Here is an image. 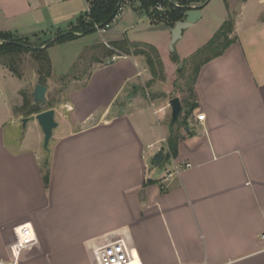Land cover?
Listing matches in <instances>:
<instances>
[{
  "label": "crops",
  "instance_id": "obj_1",
  "mask_svg": "<svg viewBox=\"0 0 264 264\" xmlns=\"http://www.w3.org/2000/svg\"><path fill=\"white\" fill-rule=\"evenodd\" d=\"M133 8L158 25L141 6ZM89 10L87 0H0V33L34 35L38 46L47 40L37 33L52 30L54 41ZM111 28L105 40L77 34L47 49L53 74L45 108L55 110L58 123L48 152L37 121L31 133L30 122L22 126L15 141L11 107L0 110V264H96L99 248L114 237L142 264H264V60H252L237 37L201 68L197 108L176 126L182 138L164 165L191 167L166 179L153 157L161 147L169 153L171 100L148 99L145 84L154 88L158 77L146 57L133 49L121 55L112 45L156 46ZM86 55L88 69L77 73ZM24 224L35 242L14 254L16 229Z\"/></svg>",
  "mask_w": 264,
  "mask_h": 264
},
{
  "label": "rangeland",
  "instance_id": "obj_2",
  "mask_svg": "<svg viewBox=\"0 0 264 264\" xmlns=\"http://www.w3.org/2000/svg\"><path fill=\"white\" fill-rule=\"evenodd\" d=\"M260 2L261 0H248L247 3L244 0H228L229 8H227L224 0H210L203 9L204 16L197 23L193 24L192 27L183 32L182 38L175 44L174 51L171 50L169 41L171 30L168 28L172 27L167 26V28H162L164 26L161 23L163 25L165 23L161 21L158 13L154 12L151 16L148 14L151 18H154L153 20L158 22V25H156L146 16L143 17L141 13L135 11L133 4L137 7L141 6L139 1L134 0L131 3L128 2L131 6H127V3L122 5L117 17L110 23V26L112 27V33H119L125 38L145 43L149 42L156 46L155 48L158 51L161 67L159 66L160 70L158 78L154 83L155 87L152 88L154 85H149L147 82L145 84L149 88L146 91L150 95L147 96L148 99L154 98L155 100L157 98H163L165 102H168L177 97L188 105L193 97L191 92L193 89L192 78L194 68L197 64V61L192 60V57L210 42L219 27H221L230 15L236 22L234 36L238 37L244 45L246 53L251 59L254 55L256 58L264 60V0ZM153 10L155 11V8ZM157 11L161 12L163 9ZM51 31H43L44 33H37V35H44L42 41L45 42L47 40L46 42H50L52 38V35H50ZM109 31L110 29L103 34L96 31L92 38L99 41L108 39ZM32 36L34 35H29V38H27L28 42L33 46H37L35 44L39 41L33 39ZM15 37L26 39L20 36ZM174 56H178L179 61H174ZM90 58V55H86L83 62H78L77 67L79 69L76 68L77 73L80 72L78 70L87 71ZM19 60H17L16 66L21 75V79L14 75L7 67L0 66L1 69L5 70L4 77H0V110H5L6 104H9L11 107L12 114L19 125V131L17 132V128H15L13 135H11V139L15 141H18L25 132V130H21L23 126L22 119L24 117L16 115L15 109L22 106L23 93L33 95L35 85L38 84L37 65L32 56L30 54H23L21 55V60ZM76 75L75 72H72V74L62 77L63 85L70 82ZM54 97L55 90L52 94H48V100L50 101ZM167 119V123H169L171 112H169ZM34 123L38 125L37 122H30L26 127L27 132L30 131L31 133L32 127L35 125ZM37 129H39L38 126ZM160 146L158 145L157 147ZM43 150L46 151L45 149ZM147 164L152 168V160L150 157L148 158Z\"/></svg>",
  "mask_w": 264,
  "mask_h": 264
},
{
  "label": "trees",
  "instance_id": "obj_3",
  "mask_svg": "<svg viewBox=\"0 0 264 264\" xmlns=\"http://www.w3.org/2000/svg\"><path fill=\"white\" fill-rule=\"evenodd\" d=\"M90 6L89 12L78 20V25L67 32L65 36H61L64 32L59 33V37L51 42L33 46L28 42V39L16 38L11 34L0 33V66L7 67L14 75L21 79V75L17 68V60H21V55L30 54L37 65L38 84L47 86L48 79L52 78L53 68L51 60L47 54V49L55 43H61L66 41L74 40L78 37L77 34H91L96 32V26L104 27L110 24L117 17L122 5L128 1L134 0H87ZM141 3V9L150 16L155 12L158 13L159 18L165 23V26L174 27L175 24L184 19V13L186 7L193 4L204 3L206 0H135ZM227 8H229L228 0H224ZM161 5L163 11L158 12L156 7ZM155 8V11L153 10ZM153 10V11H151ZM154 19V18H152ZM235 19L230 17L221 25L218 31L214 34L210 42L196 55L192 57V60L197 61L194 68V74L192 78V101L188 103L187 109L183 110L185 116H181L180 121L176 123L170 129V137L167 140L169 153L167 154L163 164L160 167H164L171 158L177 154V147L180 139L182 138L177 132L178 128L185 125L186 116L190 112L197 108V102L194 98V85L201 68L209 63L210 61L222 56L228 48L237 42L235 34ZM50 43L48 47L41 49L43 46ZM116 51L121 55H131L132 49L133 54L143 55L147 59L149 69L154 76L157 78L160 70V59L158 51L154 46L143 44V43H130L128 40L115 42L112 45ZM19 60V61H20ZM174 61H179L178 56H174ZM160 66V67H159ZM23 104L18 109H15V114L23 116L24 118L37 115L45 110L42 108L40 103H34L33 95H26L23 93ZM47 107V106H46ZM48 108H51V104H48ZM182 119V120H181ZM44 166L47 167V171L44 175V182L46 186L49 184V163L46 160Z\"/></svg>",
  "mask_w": 264,
  "mask_h": 264
},
{
  "label": "water",
  "instance_id": "obj_4",
  "mask_svg": "<svg viewBox=\"0 0 264 264\" xmlns=\"http://www.w3.org/2000/svg\"><path fill=\"white\" fill-rule=\"evenodd\" d=\"M210 0H206L204 3L193 4L189 7H186V12L184 13V19L177 22L175 26L171 29V42L170 48L174 51L175 44L179 39L182 38L183 32L192 27L193 24L197 23L203 16L202 10ZM67 33H63L61 36H65ZM56 37L55 39H57ZM53 39V40H55ZM46 46L41 49L46 48ZM48 87L37 84L35 86L33 94L34 103H40L42 107H46V94ZM170 107L172 109L171 117V127L180 121V118L183 114V105L179 98H173L170 101ZM37 121L43 134H44V149L49 151V144L53 136V131L58 128V123L55 119V110L48 109L37 115H33L28 118L22 119V125L25 128L29 122ZM166 158V148L161 147L153 157L154 167H160Z\"/></svg>",
  "mask_w": 264,
  "mask_h": 264
},
{
  "label": "built area",
  "instance_id": "obj_5",
  "mask_svg": "<svg viewBox=\"0 0 264 264\" xmlns=\"http://www.w3.org/2000/svg\"><path fill=\"white\" fill-rule=\"evenodd\" d=\"M158 10H162V6L158 5L156 7ZM110 24L105 25L104 27L96 26V30L103 34L110 29ZM109 48L111 46L106 44ZM114 56L112 60H115ZM199 121L205 119V115L201 114L197 116ZM190 164H176L173 163L171 167H164L165 178L170 179L181 174L185 168H190ZM16 243L13 246L14 254H19L22 250L28 248L35 241L34 231L29 224L21 225L16 229ZM24 239V240H23ZM23 242H25L23 244ZM96 264H142L138 254L130 249L126 244L125 240L120 237L110 238L109 241L99 248L95 256Z\"/></svg>",
  "mask_w": 264,
  "mask_h": 264
}]
</instances>
